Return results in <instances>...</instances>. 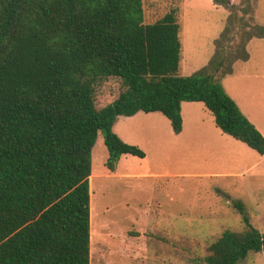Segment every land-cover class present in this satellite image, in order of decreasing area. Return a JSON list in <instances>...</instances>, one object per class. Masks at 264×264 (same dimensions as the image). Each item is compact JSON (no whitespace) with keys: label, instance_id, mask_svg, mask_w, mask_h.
Here are the masks:
<instances>
[{"label":"trees","instance_id":"obj_1","mask_svg":"<svg viewBox=\"0 0 264 264\" xmlns=\"http://www.w3.org/2000/svg\"><path fill=\"white\" fill-rule=\"evenodd\" d=\"M180 33L177 11L147 25L144 0H0V264H91L99 134L110 172L123 156L146 158L114 132L121 117L160 113L180 135L182 104L203 103L224 134L264 156V136L221 84L232 72L219 77L222 56L180 75ZM111 78L125 89L98 110L97 86ZM237 206L247 229L223 232L205 264L264 253V232Z\"/></svg>","mask_w":264,"mask_h":264},{"label":"rangeland","instance_id":"obj_2","mask_svg":"<svg viewBox=\"0 0 264 264\" xmlns=\"http://www.w3.org/2000/svg\"><path fill=\"white\" fill-rule=\"evenodd\" d=\"M254 1L238 0L240 5H235L232 0L223 4L220 0H144L145 23H157L177 11L183 44L181 75L202 71L218 55L225 60L221 77L244 59L248 40L260 35L253 19L243 15L252 11ZM124 89L117 78L101 82L97 109L114 103ZM143 116L122 117L114 132L129 136L136 147L165 141L164 151L148 148L145 159L123 156L112 173L106 166L109 152L103 134L94 148L91 264H205L209 245L223 232L247 229L238 204L264 232V207H255L247 198L234 199L239 197L234 191H219L225 181L213 174L220 169L216 162L205 153L186 150L184 142L181 148L168 149L171 123L161 114H154L156 119L150 122ZM259 256L250 253L239 264L258 263Z\"/></svg>","mask_w":264,"mask_h":264},{"label":"crops","instance_id":"obj_3","mask_svg":"<svg viewBox=\"0 0 264 264\" xmlns=\"http://www.w3.org/2000/svg\"><path fill=\"white\" fill-rule=\"evenodd\" d=\"M237 3L238 0H232V4L240 5V2ZM243 15L253 19L256 26L264 28V0L254 1L252 11ZM246 51L248 59L237 61L232 67V72L222 76L220 80L225 92L264 136V36H255L249 39ZM182 69L183 59L180 75ZM142 114L145 115L142 119L150 122L149 119H156L153 117L154 114L160 113H139L132 118L138 119ZM182 117L184 130L180 135H176L173 131V135L168 137L167 148H181L180 143L184 142L186 150L207 154L220 166L219 171L216 169L213 174L217 179L225 181L219 191H234L239 196L233 197L234 199L239 201L241 197L247 198L255 207H264V156L252 150L248 145L224 134L217 127L214 116L203 103L184 102ZM120 137L124 142L138 145L133 143L129 136L122 134ZM164 143L165 141L155 140V142H151V147L142 145L139 147L147 152V158L148 148H154L158 153V151L166 149ZM259 254V262L255 264H264V253Z\"/></svg>","mask_w":264,"mask_h":264}]
</instances>
